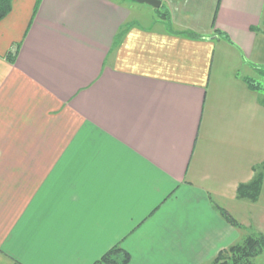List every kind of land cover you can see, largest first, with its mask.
Instances as JSON below:
<instances>
[{
  "label": "crops",
  "instance_id": "crops-1",
  "mask_svg": "<svg viewBox=\"0 0 264 264\" xmlns=\"http://www.w3.org/2000/svg\"><path fill=\"white\" fill-rule=\"evenodd\" d=\"M161 1L169 20L13 0L0 21V264H95L116 245L128 264H206L238 242L217 206L238 217L264 163L247 81L264 0Z\"/></svg>",
  "mask_w": 264,
  "mask_h": 264
},
{
  "label": "trees",
  "instance_id": "trees-1",
  "mask_svg": "<svg viewBox=\"0 0 264 264\" xmlns=\"http://www.w3.org/2000/svg\"><path fill=\"white\" fill-rule=\"evenodd\" d=\"M38 3L35 10L37 9ZM13 0H0V21L3 20L12 11ZM165 5L163 4L161 8ZM158 15L160 17L169 20L170 14L167 9H158ZM124 31L120 32L115 39L114 45H117L122 37ZM191 33V32H190ZM216 33L223 34L221 31L216 30ZM192 34V33H191ZM224 36L228 38L225 33ZM10 60H14V57H10ZM259 72L263 73V69H257ZM250 86L254 89L259 90L264 93V86L258 83L254 78L247 79ZM262 102L264 103V96L262 97ZM264 184V163L256 166L254 168L253 178L247 182L240 184L238 187V198H246L251 201H257L261 195L262 187ZM222 215L230 222L232 225L238 226L239 223L231 217L225 209L220 208ZM264 252V236H254L250 235L242 243L234 244L228 249L221 250L218 255L212 261L213 264H250L252 258H254L259 253ZM131 260L130 253L119 245L114 246L108 252H106L95 264H128ZM12 264H22L20 262H13Z\"/></svg>",
  "mask_w": 264,
  "mask_h": 264
},
{
  "label": "rangeland",
  "instance_id": "rangeland-1",
  "mask_svg": "<svg viewBox=\"0 0 264 264\" xmlns=\"http://www.w3.org/2000/svg\"><path fill=\"white\" fill-rule=\"evenodd\" d=\"M119 1H126V0H119ZM129 1H136V0H129ZM129 4L131 5V2ZM148 8L149 9L143 13V17H144V19H149V20L158 15V9H167L169 11V9L166 5L163 8L160 7V8L155 9L152 6H148ZM137 16L142 17L141 14H139V15L136 14L135 16H132V17L136 18ZM260 65H262V64H259V66ZM258 68L264 70V67H257V69ZM253 78L256 82L261 83V85L264 86V75H263V73L259 72L258 70H255L253 73ZM263 96H264V94H263ZM238 199L241 201L240 206L238 207V209H236L237 210L236 213L238 214V217L234 216L229 210H227L221 206H217L220 213H221L220 208L225 209L227 211V213L231 217L236 219V221L239 223V225L236 227L239 228L241 237L239 238L238 242H236L234 244L242 243L250 235H254V236L263 235L264 236V184L262 187L261 195L257 201H251V200L246 199V198L245 199L244 198H238ZM234 244H232V245H234ZM232 245H230V246H232ZM230 246H228L224 249H228ZM224 249H222V250H224ZM218 253H217V255H218ZM214 258H212L206 264H213L212 261L214 260ZM250 264H264V252H261L258 255H256L254 258H252L250 261Z\"/></svg>",
  "mask_w": 264,
  "mask_h": 264
},
{
  "label": "water",
  "instance_id": "water-1",
  "mask_svg": "<svg viewBox=\"0 0 264 264\" xmlns=\"http://www.w3.org/2000/svg\"><path fill=\"white\" fill-rule=\"evenodd\" d=\"M139 3H145L153 6L154 8H160L162 6L161 0H136Z\"/></svg>",
  "mask_w": 264,
  "mask_h": 264
}]
</instances>
